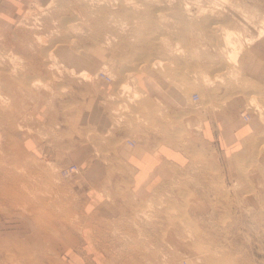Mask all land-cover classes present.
<instances>
[{"label":"rangeland","instance_id":"374dc122","mask_svg":"<svg viewBox=\"0 0 264 264\" xmlns=\"http://www.w3.org/2000/svg\"><path fill=\"white\" fill-rule=\"evenodd\" d=\"M263 17V0H0V78H8V101L0 108V177L16 191L0 194V264H61L60 251L81 232L75 174L61 173L69 163L27 152L22 142L42 129L35 124L40 108L58 116L97 81L113 85L105 98L111 133L168 140L190 156L172 180L118 217L131 222L113 223L102 240L106 264H264V82L250 73L259 57L251 58L252 47L264 41L255 36ZM224 27L243 41L235 64L226 58ZM246 37L254 38L248 43ZM45 51L56 53L62 71L55 78ZM10 52L19 57L12 72ZM70 58L75 71L89 68L92 75H71ZM137 76L172 84L187 95L186 105L169 110L147 98ZM122 82L131 89H119ZM135 89L140 101L130 99ZM226 104L254 129L226 147L190 136L189 110Z\"/></svg>","mask_w":264,"mask_h":264},{"label":"crops","instance_id":"0c3cea01","mask_svg":"<svg viewBox=\"0 0 264 264\" xmlns=\"http://www.w3.org/2000/svg\"><path fill=\"white\" fill-rule=\"evenodd\" d=\"M256 55L257 66L250 73L264 82V41L252 47L251 58ZM136 80L144 96L159 99L169 110L186 105L187 95L172 84L158 77L151 80L137 76ZM112 89V84L97 81L87 96L60 109L58 116L49 106L40 108L35 124L42 129L26 135L22 142L27 152L41 154L59 165L78 166L74 185L85 224L76 241L60 251L61 264H106V244L102 240L113 223L122 219V224L131 222L118 217L132 212L135 203L161 189L190 160L185 146L166 140H138L123 130L111 133L112 115L105 98ZM236 109L226 104L189 110L190 136L224 147L238 142L254 129V124L245 122Z\"/></svg>","mask_w":264,"mask_h":264},{"label":"bare ground","instance_id":"6f19581e","mask_svg":"<svg viewBox=\"0 0 264 264\" xmlns=\"http://www.w3.org/2000/svg\"><path fill=\"white\" fill-rule=\"evenodd\" d=\"M51 2V1H50ZM49 4V3H48ZM188 5V4H187ZM186 5V7H188ZM179 7V6H178ZM184 7V6H183ZM41 8V7H40ZM45 8V7H44ZM180 8H182V7H180ZM187 9V8H186ZM185 9V10H186ZM183 10V9H182ZM181 11V10H180ZM29 12V11H28ZM152 12V11H151ZM175 12H176V10H175ZM178 13V12H177ZM181 13V12H180ZM26 15H27V12L25 13ZM191 14V13H190ZM187 15V14H186ZM182 16V15H181ZM187 17V16H186ZM23 18H24V15H23ZM178 18H179V15H178ZM190 18V17H189ZM180 19V18H179ZM182 19V18H181ZM155 20V19H154ZM21 21V20H20ZM23 22V21H22ZM97 22V21H96ZM20 23V22H19ZM189 23V22H188ZM187 23V24H188ZM260 23V22H259ZM20 25V24H19ZM18 25V26H19ZM98 25V24H97ZM101 25V24H100ZM99 25V27H102V26H100ZM21 26V25H20ZM96 28V27H95ZM223 30H222V39H223V43H224V45L227 47V49H226V58H227V60L229 61V62H231L232 64H235V63H237V61H238V57H239V54L241 53V51H242V49H243V41L239 38V33L236 31V30H233V29H230V28H222ZM219 30V29H218ZM257 30V29H256ZM97 31H100V29H98ZM217 31V30H216ZM67 32V31H66ZM101 32V31H100ZM214 33V32H213ZM67 34V33H66ZM71 33L69 32V34L68 35H70ZM73 35H74V33H72ZM71 34V35H72ZM95 34V33H94ZM97 34V33H96ZM217 34V33H216ZM72 35V36H73ZM215 35V34H214ZM264 35V17L261 19V24H260V26L258 27V30H257V33H256V35L255 36H258V37H262ZM97 36H98V34H97ZM66 37V36H65ZM217 37V36H216ZM15 38V37H14ZM32 38L34 39V40H36V41H38L39 39L41 40V37H40V35L39 34H37V33H34V35L32 36ZM215 38V37H214ZM253 38L254 37H246L245 38V40L248 42V43H251L252 41H253ZM94 39V38H93ZM152 39V38H151ZM10 40V39H9ZM30 40H32L31 38H30ZM108 40V39H107ZM153 40V39H152ZM3 41V40H2ZM21 41V40H20ZM102 41V40H101ZM215 43H216V41H214ZM218 42V41H217ZM105 43V42H104ZM220 43V42H219ZM53 44V43H52ZM59 44V43H58ZM189 44V43H188ZM222 44V43H221ZM61 45H63V44H61ZM223 45V46H224ZM225 46H224V48H225ZM57 47V46H56ZM55 47V49L53 50L54 52H56V51H62L63 49L62 48H60L61 50H59L58 48H56ZM65 47V46H64ZM52 50V49H51ZM46 53H43L42 54V56L44 57V59H45V66H46V69L48 70V72L50 73V75H51V77L50 78H55L56 77V75H55V73L54 72H57V73H59L60 71H62L61 69H58V66L59 65H56L57 64V60H56V55H54V54H56V53H54V54H52V51H45ZM147 56V55H146ZM17 58H19V57H17V55H15L14 53H12V52H10L9 53V59H10V61L11 62H13V64L15 65H13L12 63L10 64V68H9V71L8 72H12V71H14L15 70V68H16V63H17ZM43 59V58H42ZM43 59V60H44ZM9 61V60H8ZM46 61H49V62H46ZM75 59L74 58H70V63L67 65L68 67L66 68L67 70H69V73H71V75L72 74H76L77 76H80V77H85V78H87L88 76H91L92 75V72L89 70V68H82V69H79L78 71H75V65H74V63H75ZM149 61V60H148ZM151 62V61H150ZM43 64V63H42ZM153 64V62L151 63V64H149V65H152ZM159 64V63H158ZM65 65V64H64ZM154 66H155V63L153 64ZM54 68L56 69V70H54ZM64 69V68H63ZM6 70V69H5ZM59 71V72H58ZM8 78H5V77H3L2 76V79L0 78V108L2 107V105L3 106H5V103L8 101V97H6V89L8 88V85L6 84V80H7ZM39 83V80L37 79V81L36 80H33L32 81V85H36V84H38ZM42 86L43 87H46V88H48L49 87V82L47 83V81H45V82H42ZM118 88L119 89H121V90H123V91H125V90H128V89H131L130 87H129V85L127 84V83H125V82H122V83H120L119 84V86H118ZM130 99L131 100H133V99H135V100H139L140 101V92H139V90H137V89H135V90H133L132 91V93H131V95H130ZM251 102H253V103H255V101H254V99H252V101ZM143 104H145V107H148V104H147V102H145V101H143ZM150 105V104H149ZM151 106V105H150ZM151 108V107H150ZM3 121V120H2ZM168 141V140H167ZM16 147V146H15ZM13 148V147H12ZM12 175V174H11ZM1 178H3L2 176L0 177V194H1V196H2V194H9L10 193V195H14L15 194V192L16 191H14L12 188H13V185H12V187H11V183H10V180L8 181V183L7 184H3L4 183V181H3V183H2V179ZM13 178V177H12ZM11 178V179H12ZM4 180V179H3ZM5 180H7V178L5 179ZM12 180H14V179H12ZM12 182V181H11ZM12 183H14V182H12ZM7 191V192H6ZM18 194V193H17ZM13 198V197H12ZM14 199V198H13ZM198 243V242H197ZM198 245V244H197ZM193 246H194V244H193ZM196 246V245H195ZM199 246V245H198ZM195 248V247H194ZM204 252V251H203ZM206 253V252H205ZM205 253H203V254H205ZM207 254V253H206ZM206 256H208V255H206ZM206 256H205V258H206ZM209 257V256H208ZM207 257V258H208ZM216 258H217V256H216ZM203 259V262H204V258H202ZM213 260V259H212ZM214 260H218V259H215L214 258ZM219 262V261H218ZM220 263V262H219Z\"/></svg>","mask_w":264,"mask_h":264},{"label":"built area","instance_id":"2783aa9c","mask_svg":"<svg viewBox=\"0 0 264 264\" xmlns=\"http://www.w3.org/2000/svg\"><path fill=\"white\" fill-rule=\"evenodd\" d=\"M98 75H99V77H101L103 79L110 80V77L104 71H99ZM192 99H193V101H198L199 95L197 93L192 94ZM245 118L247 119L248 115L245 116ZM77 171H78V166L74 163H69L67 166H65L61 169V173L65 176L70 175V174H74Z\"/></svg>","mask_w":264,"mask_h":264}]
</instances>
